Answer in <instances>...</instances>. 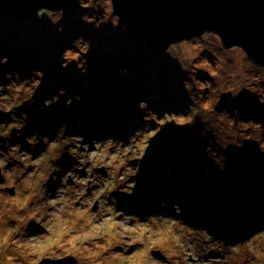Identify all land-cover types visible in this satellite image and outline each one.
<instances>
[{
	"label": "rangeland",
	"instance_id": "1",
	"mask_svg": "<svg viewBox=\"0 0 264 264\" xmlns=\"http://www.w3.org/2000/svg\"><path fill=\"white\" fill-rule=\"evenodd\" d=\"M90 1L93 4L89 3ZM84 3L91 4L92 8L89 9L94 12H89L90 19L98 21L96 26L100 27L96 28L97 33L85 32L86 38L82 39L73 38L74 35H70L69 21H65L67 19L65 16L71 6L60 12L47 10L49 12L47 17L50 20L42 16L46 11L43 10L36 16L21 21L10 9L9 11L4 8L5 6L0 5V32L2 34L0 37V67L9 66L0 71V76L3 75L0 82L4 81L6 84L5 86L1 84L0 87L8 90L9 96L6 97V103L16 104L10 107V110L15 107L16 112L10 113L7 121L2 122L0 119V161H3L0 174V211L6 212L10 206L18 203V197L21 195L27 200L26 212L21 213L26 217L24 224H19L14 215H4L0 219V230H6L8 236L7 247H12L17 241L24 242L35 238L37 241H42L48 249L41 259L72 257L77 260L76 264H96L99 260H102L104 264L108 261H111V264H264V234L253 238L248 245L229 248V245L236 241H219L215 234L211 240L206 234H201L204 230L202 227L187 229L183 224H175L171 220L158 217L151 218V215L146 216L144 213H138L141 217L132 215L131 208L126 207V199L131 198L132 192L138 190L137 187L142 184L144 177L149 173L144 169L136 171L137 167L133 165L134 159L136 155L144 156L146 149V154H149L148 152L154 148L153 142L136 144L137 142L133 140L137 134L135 132L132 135L126 134V142L124 141L125 144H122V147L116 141L100 144V138H106L104 126L98 130V141L91 136L93 132L91 122L86 120L78 121L77 129L72 130L50 127L51 134H60L62 139L52 136V141L49 142L47 141L49 136L42 134L38 124L52 123L53 118L50 115L40 117L41 110L45 109L44 100L40 99L43 91L41 87L36 88L41 83H45V80L50 81L52 76H56L55 79L65 85L75 82L80 91V97H83L85 101L73 103V108L76 115L87 117L95 111L88 109L89 106L85 105L87 104L86 99L94 94L102 93L112 100L113 97L121 94L126 100L125 114L132 115L134 118L142 115L150 122L148 125L150 129L155 118L154 114L148 115L151 110L149 106L161 95L167 97L166 102H162L165 107L168 106V98L173 99L174 102L183 103L182 107L175 110L180 116L184 114L182 109L184 105L188 109L187 113L191 111L185 115L192 117L201 118L210 112L206 125L197 130L199 137H194L193 142L196 145L194 146L195 153L202 157L207 155L214 168L211 174L207 168H204L205 178L192 174V170L186 169V176L194 180H182V183L186 185L179 195L187 206L197 205L196 208H192V211L198 209L195 221L200 220L207 210H211L214 217L223 219L224 215L229 218L239 216L240 211L235 212V209L231 210V208L237 206L239 200L245 197L246 191L248 196L254 192L264 194V186H261L264 174L261 168L257 171V167L253 164L248 165L243 162L244 157L241 154L236 157L230 156L226 162L219 157V154H223L222 148L225 149L224 143L232 142L227 140V135L234 133V129H226L230 123H233L235 127L239 121L241 123V120H245L247 126L239 124L241 130L243 127L247 128L248 135L250 134L252 138L257 133L264 135V93L258 97V91H247L250 90V78L263 77L264 68L249 59L240 48L225 49L221 41L213 34H205L192 41H184L171 47L165 55L155 54L145 44L141 43L143 46H139L131 40L133 38L129 32L113 15L110 1L88 0ZM14 18H16L14 26L20 29L27 27L34 34L29 37V41H33L30 54L24 51V49L27 50L26 47H19L18 44L13 43L18 41L10 39L13 30L10 24ZM86 24L89 26V23L84 20V26ZM22 30L28 31L26 28ZM117 33H121L122 36L127 34L131 38L126 37L124 48L120 44L122 42L119 43ZM26 34L28 37L29 33ZM41 38L45 41L39 42ZM63 42L65 48H62L60 52L59 45ZM88 42H90V51L87 58L91 60V63L84 65L82 53L85 50L88 52ZM34 46L37 47V51L33 50ZM17 52L31 58L32 61L36 60L33 62L34 66H28L29 70L22 69L24 73L19 78L13 76L17 71L14 66L17 63L16 58L21 55ZM6 53L12 56L5 63V58L2 59V57L8 55ZM115 55H119L120 59L126 60L131 66L129 72L117 81L112 80L111 77H102L104 73L116 72L111 71L107 65L110 62V67H117L112 62ZM154 55L161 58L162 62L155 59ZM140 56L145 58L143 59L146 61L145 65H140L139 60H135ZM56 60L59 62L53 66ZM185 61L189 62L186 67H184ZM45 63L47 65L39 70L38 66H43ZM63 63L69 66L62 69ZM147 65H150L149 68ZM81 66L83 68L80 70ZM84 68L86 72L81 73ZM228 68L232 71L230 78L225 76L223 78L222 73H229ZM38 71L43 75H38ZM143 73L149 78L144 79ZM45 75L47 78L43 80L42 77ZM191 76L192 80L189 83L186 78ZM208 76L213 79L214 87L209 88L208 91H196L195 86L198 90L208 88L206 84L210 79ZM139 78L140 82H138ZM141 83L150 89L156 90L161 87L165 91H156L158 92L156 93L150 90L154 95L144 100L139 99L133 93L139 91L136 86ZM262 83L261 89L264 91V82ZM29 84L36 88L35 91L39 89L40 93L34 96L25 94L21 97L20 95L21 98L17 99L15 95L18 91L25 89ZM172 89L174 91H170ZM14 91L17 93L15 94ZM233 91H239L238 96L233 95ZM60 92L58 91L56 95ZM201 94L203 98L197 102ZM6 95L5 92H0V98ZM29 98L31 103L28 102ZM226 98L229 100L225 101ZM49 100L53 112L66 108L67 100L60 97H50ZM22 104L29 105V109L23 108ZM101 104L104 105L103 102ZM18 108L21 110L18 111ZM227 111H230V114ZM258 113L261 116H257ZM218 114H225L223 117H229L231 120L222 119V117L218 119ZM184 116H175L174 123H171L170 127H176L174 124L182 126ZM254 116L255 118H252ZM56 120L59 122V118ZM255 124L260 127L252 132ZM203 128H206L205 131ZM178 129H180L177 130L179 138V135H184L182 130L189 132V129ZM25 133L31 135L25 137ZM35 133L47 139L40 137L33 139ZM88 133L90 134L85 137L84 135ZM147 137H140L139 140L148 141ZM197 138H202L199 146H197ZM109 139L111 138H107L106 141ZM203 139L216 143L215 152L210 148L211 152H209L207 146L203 147L205 144ZM42 142L45 143L43 146ZM261 145H258V148L263 147L264 152V143L261 142ZM177 155L178 153L174 154V157ZM175 161H178V157ZM164 162L161 161V165ZM182 164L176 163V167L179 168ZM200 164L203 165V162ZM221 166H231L232 170L221 174L220 171L223 168ZM173 173L178 175L174 171ZM139 176H141L140 179L136 181ZM222 177L223 179H220ZM162 178H164L163 175ZM133 182L136 183L135 187L132 186ZM241 186L245 188L242 189ZM258 187L260 188L257 189ZM7 188H13L14 193H9ZM224 192L227 194L226 198L222 195ZM95 202H98L97 209L93 208ZM220 202H222L221 205ZM141 209L144 208L141 206ZM172 211L177 212V208ZM253 212L251 216L254 215ZM56 213L60 215L61 220L54 223L52 232H48L46 225L50 219L54 220L53 214ZM91 217H94L92 225L99 229L100 235L94 238L76 239L74 243L86 250L91 249L98 252V257H84L79 253L73 255L71 251L58 248V245L65 240L82 236L80 227L86 224L87 218ZM65 220L68 222L67 228L64 227ZM92 225L88 227L91 228ZM121 226L143 232L144 242L118 244L113 240L109 245L106 234L112 235L122 230ZM219 232L223 238L226 236V232L221 230ZM153 234L160 242H151ZM97 244L105 245V248L103 250L97 248ZM158 251L167 258L166 262L153 257L152 252ZM50 252L55 254H50Z\"/></svg>",
	"mask_w": 264,
	"mask_h": 264
},
{
	"label": "trees",
	"instance_id": "2",
	"mask_svg": "<svg viewBox=\"0 0 264 264\" xmlns=\"http://www.w3.org/2000/svg\"><path fill=\"white\" fill-rule=\"evenodd\" d=\"M88 0H83V2L80 4L79 0H76L73 5L71 6L69 12L65 16L67 19L65 21H69V26L71 28L70 30V35H74L73 38H86V33L88 32H94L97 33L96 31V20H91L90 16L91 14L89 12H94L89 8H92L90 5L93 4L91 1L89 3L91 4H85L84 2H87ZM5 9L9 10L8 8L4 7ZM10 11V10H9ZM45 14L42 15L46 19L50 20L47 17V11H44ZM94 14V13H93ZM59 15V14H57ZM55 15V16H57ZM69 15V16H68ZM85 17V21L89 23V26L86 24L84 26V21L82 20V17ZM64 19V18H63ZM13 21V22H12ZM14 21H16V18L14 20H11L10 24L12 26V36L11 40H16L18 42H13L19 47H26L27 50L24 49V51L27 54H30L31 50V42L29 41V37L31 36V33L27 27L19 28L14 26ZM65 22V23H66ZM20 23V22H19ZM26 28L28 31L25 32L22 29ZM105 29V28H104ZM26 33H29V36H27ZM118 35V40L119 43L122 44V47L126 45V37L130 38L129 35H121V33H117ZM1 32H0V37H1ZM34 35V34H33ZM1 39V38H0ZM42 39V38H41ZM131 39V38H130ZM133 40V39H131ZM45 40H40L39 42H43ZM135 41V40H134ZM136 45L143 46V44L135 41ZM60 46V52L62 48H65L64 42L59 45ZM145 46V45H144ZM33 50L37 51V47L34 46ZM59 52V53H60ZM123 52V51H122ZM18 55L21 54L20 52H17ZM87 50L83 51L82 55L84 58V61L87 63H91V60L87 58ZM8 54V53H6ZM86 55V56H85ZM181 55V54H180ZM12 54L5 55V57H2L9 60L11 58ZM151 57H153L151 55ZM155 59H157L159 62H162L161 58L155 56ZM244 57V56H243ZM159 58V59H158ZM164 58V56H163ZM145 59L143 56L135 58V60H139L140 65H145L146 61L143 60ZM17 63L14 65L16 66V74L13 75L16 78H19L22 73V69L24 70H29L28 66H34V61H32L31 58L25 57L22 54L17 56L16 58ZM58 60V58H57ZM55 61L53 66H55L59 61ZM156 60V61H157ZM203 60V59H202ZM251 61V60H250ZM112 62L117 66L116 68L110 67L111 64L110 62L107 64L110 68L111 71H116V72H108L104 73L102 77L107 76L108 78H112V80L117 81L120 77L119 75H126V72H129V69L131 68L130 64L127 63L126 60H122L119 57L114 58ZM185 66L188 65L189 62L185 61ZM84 64V63H83ZM84 64V65H86ZM47 63H45L43 66H38L40 67L39 70H41ZM150 65H147V68H149ZM9 66L6 67H0V71L5 70V68H8ZM17 67L19 69H17ZM58 67V66H57ZM37 68V66H36ZM83 68V66L80 67V70ZM191 68V67H190ZM195 69V67H192ZM196 68H198L196 66ZM57 69V68H55ZM59 69V67H58ZM64 69V67L62 68ZM230 71L227 74L222 73L223 78L224 76L227 78H230V73L232 72L230 68H228ZM125 71V72H124ZM143 74L145 76H143ZM142 74V77L144 79H148L149 76L145 73ZM205 75V74H203ZM3 75L0 76L2 78ZM207 76V75H206ZM56 76H52L50 81L45 80L46 75L43 76V80H45V83H41L38 87L36 88H42L41 91H43L44 96L46 98H43L44 102L49 100L50 97H60L63 100H69L72 99V104L66 105V108L64 110H58L57 112L52 111V107L45 108L44 110H41L40 117H44L45 115H50L53 118L52 123H40L39 130L42 132V134L48 135L49 136V142H51V138L56 137L57 139L61 138L60 134H51L50 127L55 128V127H62L66 126V129H74L77 125L76 123L80 120H86L90 121L91 127H92V135L94 139L98 140V130L104 126L105 132H106V138L104 140H100V144H106L110 143L113 141H116L120 143V147H122V143L125 141L126 142V134L129 133V135L134 134L135 132L137 133L135 135V138L133 139L136 141V144H146L153 142L154 148L151 149L152 151L148 152L149 154H146V150L144 152V156L142 155H136L135 165L137 167V170H142L148 171L149 173L146 174L144 177V180L142 184H140L137 187V191L132 192V195L130 196L131 198L126 199V207L131 208V214L132 215H138L141 217L138 213H144L146 216H150L151 218L153 217H158V218H163L167 220L173 221L175 224H183L185 228H194L196 226L202 227L204 230L201 232V234H206L208 237H210L211 240H213V235L215 234L217 236V240L219 241H224V242H231V241H236L233 242L231 245H229V248H237L240 246L248 245L251 243V240L253 238H256L260 236V234H264V194L263 193H258L255 194L252 193L250 196H248V192L246 191V195L244 198H241L237 204V206H233L231 210L235 209V212L240 211L239 216H234V217H226L224 215L223 219H219L218 217L213 216V212L211 210H207L204 212L202 218L198 221H195V215L198 214V209L192 211V208H196V204L187 206L185 202L183 201L182 197L179 195L180 192L183 191L184 187L186 184L182 183V180L184 181L185 179H191L194 180L193 178H188L186 176V169H189L190 171L192 170V174H198V176H201V178H205L206 172H204V168H207L209 173L211 174L212 169L214 168V165L210 163V158L206 156H199L195 153L194 146H196L193 142L194 137H199V134L196 133L198 129L202 128L205 126V121L201 120V118H196L192 117L190 115H185L189 114L190 112L187 113V107L186 105L183 106V111L184 118L183 120V125H178L174 124L176 127L172 128L170 127L171 123L173 122V118L175 116L177 117H182L180 116L177 111H175L178 107H182L183 104L182 102H174V100H170L168 98V106L165 107L162 105V102H166V95H161L155 102H153L149 107H150V114H154L155 120L152 121V128L150 129L149 121L145 119L142 115H140L139 118H134L132 115L125 114L126 112V100L122 97L121 94H118L117 97H113L112 100L107 98V96L103 95L102 93L94 94L93 96L89 97L86 99L87 104L86 106H89V110L95 111L93 114L87 116L84 115H76V111L73 108V103H82L81 101L83 100V97H80V91L77 88V84L75 82H71L68 85H65L55 79ZM74 78V77H72ZM189 83H191L192 76L189 78H186ZM7 80V79H6ZM17 80V79H16ZM8 81V80H7ZM52 81V83H51ZM140 78L138 79V82H140ZM145 82H149L147 80H144ZM136 82V83H138ZM264 82V76L262 77H255V78H250V90L247 91H258V97L262 96V91L261 89V83ZM4 81L0 82V85L4 84ZM208 81L206 82V84ZM263 84V83H262ZM6 84H4L5 86ZM125 86H128V84H125ZM208 88L204 90H198L197 87L195 86L196 91H208L209 88H213L214 86H207ZM0 92H5L7 95L3 98H0V119L2 122L7 121V116L11 114H14L16 112L15 107L10 110L11 106H16L15 103H6V97L9 96L8 90L6 88L0 87ZM34 87L32 85H28L25 89L18 91H14L16 94L15 97L21 98L23 95L27 94L29 96H34L37 93H40L39 89L35 91ZM136 88L139 91H134L133 95L137 96L139 99H147L151 95H154L153 92L151 91H165L163 88H158L156 90L150 89L148 86H143L141 83L140 85L136 86ZM220 87L218 88V90ZM4 90V91H1ZM53 91V92H52ZM58 91H63L65 94L61 96V94L56 95ZM170 91H174L173 89ZM261 91V92H259ZM233 95L238 96L239 91H233ZM21 95V97H20ZM80 97L79 102L75 99L76 97ZM203 94H201L198 97V101L202 100ZM121 97V98H120ZM201 98V99H199ZM233 98V97H232ZM231 98V99H232ZM241 98V97H240ZM239 98V99H240ZM226 100H229V98H226ZM29 103L30 98H29ZM50 100H49V105H50ZM103 102L104 105L101 104ZM116 102H121V103H116ZM20 103V102H19ZM130 104V103H129ZM24 105L23 108L27 107L29 109V105L27 104H22ZM222 107V106H220ZM216 108H219L216 106ZM20 111L21 108H18ZM166 109L168 111H166ZM219 110H221L219 108ZM4 112V113H3ZM182 112V111H181ZM230 114V111H227ZM263 114V112H262ZM225 114H218V119L222 117V119H229L224 118ZM16 117V116H15ZM59 118V122L56 120ZM232 118V117H231ZM252 118H255L252 117ZM168 119H171L170 121ZM263 120V118H262ZM264 121V120H263ZM98 123L100 125H98ZM169 123V124H168ZM239 124L247 126V123L245 120H241L238 122ZM236 124V123H235ZM239 124H237L235 127H233V123H230L227 125L226 129H234L233 134H228L227 135V140H231L232 142L226 141L224 143L225 149L222 148L223 154L220 155L219 157L223 159L225 162L230 156H238V155H243L244 159L243 162L246 164H253L254 167L261 168L263 174H264V152L262 151V148L259 149L258 145H261V142L264 143V135L261 133H257V135H253V138L248 135V129L244 128L241 130ZM68 125V126H67ZM167 125V126H166ZM83 126V125H81ZM170 127V128H169ZM259 125L255 124L254 131L259 129ZM189 129L188 131L182 130L184 132V135H179L180 138L178 137V132L180 129ZM249 128V127H248ZM86 129V128H84ZM205 131V128H203ZM90 133L85 134L84 136L87 137ZM150 135H152L150 137ZM191 135V136H188ZM147 137L148 141H142L139 140V138H145ZM111 138L108 141H106L107 138ZM155 140L153 141V138ZM114 138L115 140H113ZM128 138V137H127ZM202 138H197V146L200 143V140ZM204 140V139H203ZM258 140V144H257ZM205 141V144L203 145L204 148H206L209 151V148L211 151L215 152V146L216 143H211L209 141ZM225 141V140H224ZM252 143H254L252 145ZM42 142V146H43ZM198 148V147H197ZM209 151V152H211ZM165 152V153H164ZM178 153L177 156L174 157V154ZM178 157V161H175V158ZM261 158V159H260ZM161 161H165L163 165H161ZM203 162V165L200 164ZM133 163V162H132ZM176 163L182 164L181 167H176ZM231 163V162H230ZM198 165V166H196ZM205 166V167H204ZM223 167L220 173L222 174L223 172H228L231 171L232 167L231 166H221ZM176 172L177 174L173 173ZM167 172V174H166ZM150 175L148 178L147 176ZM162 175L164 178H162ZM194 176V175H190ZM141 176L136 178V181L140 179ZM259 177V176H258ZM178 178H181L178 180ZM196 179V178H195ZM220 179H223L220 178ZM219 179V180H220ZM135 181V182H136ZM224 182V181H221ZM243 186V185H242ZM241 188H245L242 187ZM264 186V177L262 180V185ZM260 186V187H261ZM258 187L257 189H259ZM133 189V188H132ZM168 190V192L166 190ZM224 198L227 197V194L224 192L222 193ZM222 202H220V205ZM176 205V207H174ZM256 207H255V206ZM141 206L144 209H141ZM174 208H177V212L172 211ZM225 211V209H224ZM254 211V212H253ZM254 213L253 216H251V213ZM237 214V213H236ZM215 215V214H214ZM250 216V218H249ZM248 218V219H247ZM247 219V220H246ZM260 223V224H258ZM219 230L226 232V236L223 238L222 234L219 232ZM227 231L229 233H227Z\"/></svg>",
	"mask_w": 264,
	"mask_h": 264
},
{
	"label": "water",
	"instance_id": "3",
	"mask_svg": "<svg viewBox=\"0 0 264 264\" xmlns=\"http://www.w3.org/2000/svg\"><path fill=\"white\" fill-rule=\"evenodd\" d=\"M76 0H0L19 20L43 10L60 12ZM113 15L137 42L165 55L174 45L217 33L225 49L240 48L264 68V0H110ZM0 167V174H1ZM13 194V188H7ZM95 202L94 209H97ZM160 261L167 258L152 252ZM72 257L43 258L39 264H76Z\"/></svg>",
	"mask_w": 264,
	"mask_h": 264
},
{
	"label": "clouds",
	"instance_id": "4",
	"mask_svg": "<svg viewBox=\"0 0 264 264\" xmlns=\"http://www.w3.org/2000/svg\"><path fill=\"white\" fill-rule=\"evenodd\" d=\"M83 0H79V3L81 4ZM85 17H82V20L84 21ZM100 26L97 25L96 28H99ZM82 39V38H81ZM89 44V50L86 53V55L90 51V42ZM85 55V56H86ZM64 59V57H62ZM4 62H7V59L4 60ZM84 64H86V61H83ZM69 65L62 64V67L67 68ZM86 72V68H84V71L81 73ZM38 75H43L42 72H37ZM61 96H63L65 93L63 91L60 92ZM77 102H79L80 97L75 98ZM72 99H69L66 101V105H71ZM44 107L48 108L49 100L44 102ZM66 129V126H62L59 130ZM36 137H40L39 133L33 134V139ZM41 139H47V137H40ZM3 161H0V167H2ZM139 170V169H138ZM136 183L133 182L132 186L135 187ZM131 195V193H129ZM26 205L27 200L24 198L23 195L18 197V203L15 205H12L8 208V210L0 211V219L4 215H14L19 224H24L26 217L22 216V212H26ZM111 211V209H109ZM54 220H49L48 224L46 225L47 231L52 232L54 230V223L59 222L61 220V217L58 213L53 214ZM94 217L87 218L86 224L82 225L80 227V232L82 233V236H76L74 238H70L65 240L63 243H60L58 245L59 249H63L64 251H71L73 255L81 254L84 257H92V256H99L98 252H94L91 249H84L82 246H78L76 243H74V240L76 239H88V238H94L98 235H100L99 229L96 228V226L92 225V220ZM92 225L91 228L88 226ZM68 222L67 220L64 221V227L67 228ZM102 227V226H101ZM122 230L116 231L112 235L106 234V239L108 241V244L111 245L113 240L116 241L118 244H134L137 242H144V233L138 232L134 229L127 228L121 226ZM152 243H158L160 242L159 239L155 234H153L151 238ZM9 244L8 236L6 233V230H0V264H39V260L44 256V253L46 250L45 245L42 241H37L35 238H31L27 241L20 242L17 241L12 247H7ZM97 248L104 249L105 245L97 244ZM50 254H55L54 252H50ZM96 264H104L102 260H99L96 262ZM107 264H111V261H108Z\"/></svg>",
	"mask_w": 264,
	"mask_h": 264
},
{
	"label": "bare ground",
	"instance_id": "5",
	"mask_svg": "<svg viewBox=\"0 0 264 264\" xmlns=\"http://www.w3.org/2000/svg\"><path fill=\"white\" fill-rule=\"evenodd\" d=\"M108 1H110V0H108ZM111 4V3H110ZM111 9H112V7H111ZM113 13V12H112ZM14 14V13H13ZM115 17L118 19V17L115 15ZM207 34H213V35H215L218 39H219V36H218V34L217 33H214V32H210V33H207ZM133 38V37H132ZM134 40V39H133ZM219 41H220V39H219ZM140 43V42H139ZM181 43H183V42H181ZM174 46H176V45H174ZM173 46V47H174ZM116 48V47H115ZM247 56V55H246ZM115 58L116 57H119V55H115L114 56ZM126 58H128V57H126ZM128 60H130V58H128ZM254 62V61H253ZM119 77L120 78H122V75H119ZM209 77V76H208ZM210 79H208L209 81H208V83H207V86H213V79L211 78V77H209ZM154 92H156V91H154ZM156 93H158V92H156ZM160 93H162V92H160ZM163 94V93H162ZM160 95V94H159ZM43 98H46V96H44V94L43 95H41L40 96V99H43ZM201 98H203V97H201ZM180 105H182V104H180ZM253 110V109H252ZM209 114H210V112H208V115H206V116H203V117H201V120H203V121H205V123L208 121V119H209ZM260 114L258 113L257 114V116H259ZM261 116V115H260ZM262 119V118H261ZM74 129H77V127H75ZM206 129V128H205ZM226 131V130H225ZM31 134H28V133H25V137H28V136H30ZM45 135V134H44ZM45 136H47V135H45ZM68 136L70 137V134H68ZM100 140H104V138H100ZM98 141H99V139H98ZM122 144H125L124 142L122 143ZM166 190V189H165ZM167 192H168V190H166ZM72 212V211H71ZM47 218H49V216H48V214H47ZM258 224H260V223H258Z\"/></svg>",
	"mask_w": 264,
	"mask_h": 264
},
{
	"label": "flooded vegetation",
	"instance_id": "6",
	"mask_svg": "<svg viewBox=\"0 0 264 264\" xmlns=\"http://www.w3.org/2000/svg\"><path fill=\"white\" fill-rule=\"evenodd\" d=\"M2 173V172H1Z\"/></svg>",
	"mask_w": 264,
	"mask_h": 264
}]
</instances>
